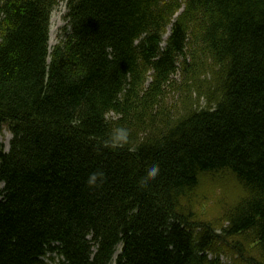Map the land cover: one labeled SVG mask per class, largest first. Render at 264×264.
<instances>
[{
  "label": "trees",
  "instance_id": "trees-1",
  "mask_svg": "<svg viewBox=\"0 0 264 264\" xmlns=\"http://www.w3.org/2000/svg\"><path fill=\"white\" fill-rule=\"evenodd\" d=\"M61 1L0 0V264H264V0Z\"/></svg>",
  "mask_w": 264,
  "mask_h": 264
},
{
  "label": "rangeland",
  "instance_id": "rangeland-1",
  "mask_svg": "<svg viewBox=\"0 0 264 264\" xmlns=\"http://www.w3.org/2000/svg\"><path fill=\"white\" fill-rule=\"evenodd\" d=\"M66 5L64 2H60V4L54 9L52 16H51V27H50V43L51 46H54L55 44L59 43L60 41V34H61V30L64 26H67V21L65 19V15H66ZM168 30L170 31V28H168ZM176 78L179 77L178 75H175ZM178 93L177 91H170L168 92V94H166L164 102H166V108L167 107H172L173 105H175V102L178 100ZM202 105H204V101L202 100ZM113 116V115H111ZM11 133L8 131L7 128L3 127L2 130L0 131V148L3 146V148L5 150H8L9 148V142L11 139ZM230 185V184H227ZM225 185V186H227ZM233 185L235 186V184L233 183ZM223 186L217 188L220 189ZM230 187H226V189H229ZM216 189V190H217ZM201 192V191H198ZM212 198H214V196H212ZM209 199V203L210 205H205L204 202L200 201L197 202L194 206L197 208V212L202 216V215H207L210 214L211 216H213V214L208 212V209L211 211H214L213 205L215 204V199ZM216 205H217V201H216ZM218 208V207H217ZM217 208L215 210H217ZM220 210H218L219 212ZM215 217V216H213ZM215 219V218H213ZM212 219V220H213ZM120 251V250H119ZM118 251V252H119ZM54 255V254H53ZM52 256V255H50ZM49 256V257H50ZM54 259L49 258L47 261L50 264H60L61 263V258L59 256H52ZM222 263L223 264H230L231 261L229 259V257L227 256H222L221 257Z\"/></svg>",
  "mask_w": 264,
  "mask_h": 264
},
{
  "label": "clouds",
  "instance_id": "clouds-1",
  "mask_svg": "<svg viewBox=\"0 0 264 264\" xmlns=\"http://www.w3.org/2000/svg\"><path fill=\"white\" fill-rule=\"evenodd\" d=\"M129 130L126 127L113 128L108 139L104 141L105 147H111L113 149L122 148L129 143ZM160 165L158 162L149 164L145 173L140 177V185H148L151 181L155 180L160 174ZM105 178V174L102 171H95L89 174L87 179V185L89 187L97 186L102 183Z\"/></svg>",
  "mask_w": 264,
  "mask_h": 264
},
{
  "label": "bare ground",
  "instance_id": "bare-ground-1",
  "mask_svg": "<svg viewBox=\"0 0 264 264\" xmlns=\"http://www.w3.org/2000/svg\"><path fill=\"white\" fill-rule=\"evenodd\" d=\"M223 192H224V190H223Z\"/></svg>",
  "mask_w": 264,
  "mask_h": 264
}]
</instances>
